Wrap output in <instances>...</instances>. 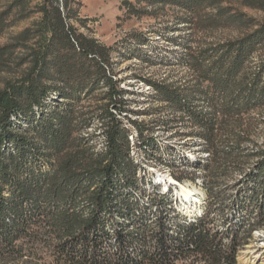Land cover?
Segmentation results:
<instances>
[{"label":"trees","instance_id":"trees-1","mask_svg":"<svg viewBox=\"0 0 264 264\" xmlns=\"http://www.w3.org/2000/svg\"><path fill=\"white\" fill-rule=\"evenodd\" d=\"M147 1L182 7L193 14L186 22L190 26L202 22V12L214 9L206 13V25L242 28L235 40L186 46L184 65L194 73L193 88L147 81L174 114L198 126L203 152L213 162L221 155L230 159L239 147L218 146L221 122L241 120L264 107V24L234 6L220 5V0ZM237 1L264 10V0ZM73 4L44 0L36 11L30 0L10 4L22 18L32 13L41 17L17 35L19 64L26 68L0 89V264H238V232L221 233L198 221L181 226V233L172 237L164 218L133 221L139 210L130 202L131 194L142 192L144 183L138 179L141 164L130 153V130L119 116L128 110L126 96L134 92L117 79L114 48L72 24L78 17ZM4 15L0 13V36L8 27ZM91 97L101 104L86 111L82 104ZM95 119L105 127L101 153L83 136ZM129 122L144 154L140 163L166 164L157 154L153 133L146 135V126ZM252 154L259 158L257 172L239 183L254 180L264 190V151ZM199 166L208 170L203 186L212 193L219 183L214 171ZM174 178L183 182L181 176ZM114 213L123 221H113ZM136 243L139 247L132 248Z\"/></svg>","mask_w":264,"mask_h":264},{"label":"rangeland","instance_id":"rangeland-1","mask_svg":"<svg viewBox=\"0 0 264 264\" xmlns=\"http://www.w3.org/2000/svg\"><path fill=\"white\" fill-rule=\"evenodd\" d=\"M14 1L3 0L0 7V13H5L8 25L0 36V89L6 82L17 79L26 68L19 64L22 50L17 48V35L41 17L38 13L30 14L29 18L20 17L16 8H10ZM43 1L30 0V9L36 11V6ZM74 2L78 17L72 24L79 33L114 48L112 66L117 79L123 82V89L134 92L126 96L128 110L119 116L125 128L130 130V153L135 162L141 164L138 179L144 183L142 192L131 194L130 202L139 210V214L132 215L133 221L141 217L144 220L164 218L172 237L181 233V226L192 224L187 221L191 218L181 212L183 202L178 200V186H170L165 191L164 176L170 175L176 183L179 181L174 176H181L183 182L180 183L202 192L198 198L202 202L203 216L198 221L221 233L227 230L231 234L238 232L241 242L237 248L238 264H264V190L254 180L239 183L247 174L250 176L257 172L259 158L252 156V153L264 151V107L241 120L221 122L216 143L221 149L230 144H237L239 149L230 159H224V155H221L215 163L208 153L203 152V139L199 137L202 131L198 126L188 117L174 114L171 105L159 100L156 89L147 82L166 83L181 89L193 88L196 84L194 73L184 65L186 46L192 43L194 48H204L210 44L235 40L242 35V28L206 25V13L214 9L202 12V22L190 26L186 22L193 14L171 3L155 1L157 3L151 4L147 0ZM218 2L222 6H234L240 13L264 24V10L242 7L237 0ZM98 104L101 102L91 97L82 106L87 111ZM129 120L146 126V135L153 133L157 154L167 161L166 164L158 165L154 160L143 159L140 163L144 154L139 150L137 129ZM103 125L101 120L95 119L83 133V136L89 137V143L96 153L105 150ZM199 165L209 166L210 172L214 171L212 176L219 183L212 193L203 186V176L209 175L208 170L204 167L199 169ZM156 189L165 194V199L157 196ZM111 219L117 222L121 218L118 213H114ZM151 236L153 233H149V241ZM231 239L229 237L227 242ZM134 247L138 248V243ZM117 248L115 243V250ZM244 252L260 256L259 261L245 262ZM47 260L52 262L50 257Z\"/></svg>","mask_w":264,"mask_h":264},{"label":"bare ground","instance_id":"bare-ground-1","mask_svg":"<svg viewBox=\"0 0 264 264\" xmlns=\"http://www.w3.org/2000/svg\"><path fill=\"white\" fill-rule=\"evenodd\" d=\"M164 180H165V191H168L170 186H174V185L178 186L176 187L178 200H181L183 202L181 207L182 209L181 212L184 213L186 217L191 218L188 219L187 221L189 223L198 222V219H200L203 216L202 202L198 198V195L202 194L201 190L198 188L192 189L188 185L182 184L180 182L176 183V181L172 179L170 175L164 176ZM243 259L247 263H255L256 261H259L260 256H256L254 254L251 255L248 252H244Z\"/></svg>","mask_w":264,"mask_h":264}]
</instances>
